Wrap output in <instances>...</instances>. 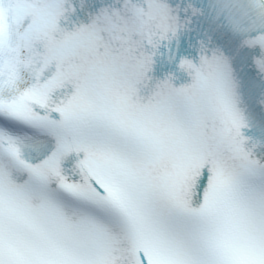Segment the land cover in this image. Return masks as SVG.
Instances as JSON below:
<instances>
[{
    "label": "snow or ice",
    "instance_id": "6c2138e0",
    "mask_svg": "<svg viewBox=\"0 0 264 264\" xmlns=\"http://www.w3.org/2000/svg\"><path fill=\"white\" fill-rule=\"evenodd\" d=\"M0 264H264V0H0Z\"/></svg>",
    "mask_w": 264,
    "mask_h": 264
}]
</instances>
